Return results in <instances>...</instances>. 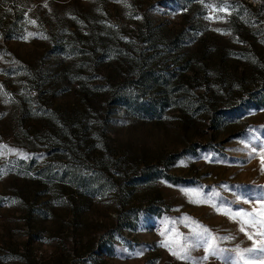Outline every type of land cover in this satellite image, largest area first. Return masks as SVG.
<instances>
[{"label":"rangeland","instance_id":"1","mask_svg":"<svg viewBox=\"0 0 264 264\" xmlns=\"http://www.w3.org/2000/svg\"><path fill=\"white\" fill-rule=\"evenodd\" d=\"M0 146V264H261L264 0H0Z\"/></svg>","mask_w":264,"mask_h":264},{"label":"snow or ice","instance_id":"2","mask_svg":"<svg viewBox=\"0 0 264 264\" xmlns=\"http://www.w3.org/2000/svg\"><path fill=\"white\" fill-rule=\"evenodd\" d=\"M221 10L225 11L226 8L225 9H221ZM32 23H35V21H32ZM29 35H32V34L29 33ZM0 147H7V146H0ZM10 151H14V150L10 149ZM0 154H2V153H0ZM262 166H264V159H262ZM185 191H190V190H185ZM212 195L215 196L216 193H213ZM13 202H15V201H13ZM193 202L194 203H206L207 201L194 200ZM245 202H248V201H245ZM258 203L260 205L259 209H253L252 211H245V210L241 209L239 212H236L233 215L232 218L236 219L237 217H247V219L244 220V224L245 225H250L252 227H259L260 229H262V231L256 233V235L264 237V200L259 201ZM257 215H259L261 218L257 219ZM184 219L187 220L189 218L185 217ZM240 230L241 231H245V227L242 226ZM207 231L208 230L205 228L204 232L206 233ZM246 234L248 235V238L250 240L253 239V234H250V233H246ZM221 239H231V237H222ZM162 243H163V246H165V247L168 246L167 243H164V242H162ZM214 247H215L214 244H208V246L205 248L206 255H205L204 259L208 258L207 253H209L210 250H212ZM243 251L247 252V253H257L261 257H264V239H261L259 241H255L254 240L253 247L252 248H248V249H244ZM173 255H177L178 258H180L178 253L173 252ZM183 258L186 259L188 257L185 256ZM261 264H264V260H261Z\"/></svg>","mask_w":264,"mask_h":264}]
</instances>
